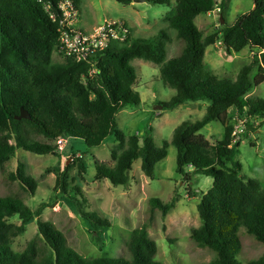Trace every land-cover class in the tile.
<instances>
[{
	"label": "trees",
	"instance_id": "1",
	"mask_svg": "<svg viewBox=\"0 0 264 264\" xmlns=\"http://www.w3.org/2000/svg\"><path fill=\"white\" fill-rule=\"evenodd\" d=\"M0 1L25 7L43 31L32 35L28 43L16 42L14 32L6 26L11 18L8 7L0 6V29L3 28V39L13 59L0 57V175L19 149L37 155L56 154L60 138L81 139L94 148L114 137L122 152L113 151V167L97 160V175L114 186H127L136 160L141 159L146 177L154 179L156 165L167 157L170 145H174L178 149L179 174L189 176L192 168L193 172L214 179L198 205L201 225L192 230L193 245L211 251L215 256L212 264H242L246 255L240 235L242 229L246 236L264 245V190L257 179L242 174L243 167L238 160L241 143L234 142V127L228 123L231 108L242 113L240 117L247 118L246 130L254 128L257 122L264 123V98L247 97L264 83V0H253L254 8L249 13L234 24L223 25L227 52H240L249 45L258 50L254 60L234 80L219 78L206 69L207 47L214 45L217 38L212 35L204 39L195 22L199 15L214 11L218 0H145L170 7L165 20L182 41L181 52L167 58L163 43L169 42L170 37L165 29L145 37L133 34L128 26L126 41H113L100 54L99 72L92 78L84 62L70 58L64 62L53 60L59 45L57 27L39 3ZM73 1L79 7L80 0ZM118 1L130 4L133 0ZM225 1L221 0V6ZM221 17L226 20L223 11ZM134 59L160 65L162 81L176 90L169 101L161 103L164 110L190 101L209 103L201 119L183 121L175 128L172 139L164 140L161 146L156 144L152 128L141 138L127 137L118 127L117 114L126 106H139L142 101L134 87L138 78L132 65ZM256 67L257 75L252 78ZM22 110L30 118L18 119ZM214 121L225 128L224 139L217 144L201 133ZM78 163L82 176L87 171L86 162L78 158ZM2 175L30 195L37 193L38 183L28 174L24 162L18 163L16 171ZM64 185L67 192V182ZM73 193L75 196L68 195L69 203L92 232L101 233L110 227V220L99 211L85 210V198L79 186L73 188ZM149 204L150 220L134 230L125 255L86 258L68 244L65 234L53 222L42 219L47 203L33 209L19 195H0V264H163L157 259L158 245L149 236L148 228L156 210L166 215L174 207V201L164 202L153 197ZM15 216L19 217V224L9 222ZM32 222L37 223L38 233L23 252H15L14 239L24 234ZM244 259L246 264H264V252L258 259Z\"/></svg>",
	"mask_w": 264,
	"mask_h": 264
},
{
	"label": "rangeland",
	"instance_id": "2",
	"mask_svg": "<svg viewBox=\"0 0 264 264\" xmlns=\"http://www.w3.org/2000/svg\"><path fill=\"white\" fill-rule=\"evenodd\" d=\"M73 1V0H72ZM175 1V0H172ZM221 6V1L218 0ZM0 6H7L10 14L8 30L17 37L16 42L28 43L32 35L43 34L41 28L22 5L7 4L0 1ZM78 7V6H77ZM254 8L253 0H226L221 6L225 16L222 24V11L199 15L195 22L202 37L215 35L217 42L207 47L205 55L206 69L219 78L236 79L240 70L254 60L258 50L247 46L240 52H227L223 37V25L234 24L239 18ZM81 14L80 27L90 29L102 24L106 19H122L131 27L137 36H155L161 29L169 33L170 41L163 43L167 58L177 56L182 48V41L169 28L165 20L170 7L153 5L148 2L133 0L124 4L118 0H80L78 7ZM11 26V28H10ZM0 29V57L11 59L10 50L3 39ZM12 30V31H11ZM13 60V59H11ZM53 60L64 62L66 58L55 50ZM138 78L135 89L140 93L139 106H126L117 114L118 127L127 137L137 135L143 137L148 128H152L157 145L164 140H171L175 128L185 120L201 119L208 106V101H190L172 110L159 109L161 103L169 101L176 90L168 87L161 79L160 65L144 60L134 59ZM256 67L251 77L257 75ZM1 91V86H0ZM247 97L264 98V83L252 90ZM242 114V113H240ZM239 112L230 109L228 123L234 128L244 127V132L235 134V141L240 142L238 160L242 164V174L257 179L264 190V123L257 122L248 128L242 123ZM201 133L212 143L217 144L224 139L225 128L219 121H214L202 129ZM238 135V136H237ZM44 141V139L39 138ZM65 149L56 154L37 155L19 149L4 167L2 174L14 172L20 161L27 166V172L37 183V193L30 195L18 184L0 175V195H19L33 209L47 203L43 220L53 222L66 236L68 244L86 258L119 257L126 253V244L134 230L150 220L152 215L150 198H160L164 202L174 201V207L166 214L156 210L149 236L157 242V259L163 264H212L215 256L211 251L193 245L191 233L201 225L198 205L201 198L213 186L214 179L189 169L190 175L179 174L177 166L178 149L174 145L168 148V155L158 162L155 178L146 177L142 169V161L134 162L131 180L127 186H114L107 179L97 175L96 161L113 167L115 159L113 151L122 152L114 137L108 138L101 146L91 148L81 139L65 137ZM78 158L86 162L87 171L80 176ZM65 177L67 180L64 181ZM64 182H67L65 192ZM82 190L83 207L87 211H99L110 220V227L101 233L92 232L89 224L69 203L68 195L75 196L73 188ZM76 194V193H75ZM77 195V194H76ZM78 196V195H77ZM11 223H20L19 217L9 218ZM38 233V225L32 222L27 231L13 241V249L17 253L25 250L29 241ZM244 239V257L258 259L264 252V245L255 241L246 231H240ZM254 240H252V239ZM242 264H246V259Z\"/></svg>",
	"mask_w": 264,
	"mask_h": 264
},
{
	"label": "built area",
	"instance_id": "3",
	"mask_svg": "<svg viewBox=\"0 0 264 264\" xmlns=\"http://www.w3.org/2000/svg\"><path fill=\"white\" fill-rule=\"evenodd\" d=\"M41 5L49 19L57 27L58 50L65 57L89 66L92 78L99 72V56L107 50L113 41L124 42L128 38L129 27L125 20L106 19L102 24L83 30L80 27L81 14L72 0H33ZM215 11L220 12L218 5ZM238 112V111H237ZM242 123L246 117H240ZM244 132V127L234 128V135ZM238 136V135H237ZM59 151L65 149L64 138L57 141Z\"/></svg>",
	"mask_w": 264,
	"mask_h": 264
},
{
	"label": "water",
	"instance_id": "4",
	"mask_svg": "<svg viewBox=\"0 0 264 264\" xmlns=\"http://www.w3.org/2000/svg\"><path fill=\"white\" fill-rule=\"evenodd\" d=\"M137 2H146L145 0H136ZM222 24H224V19H222ZM225 48H227V45H225ZM163 106H159V109H162ZM18 119H22V118H30V115L25 111V110H22L20 115L17 117Z\"/></svg>",
	"mask_w": 264,
	"mask_h": 264
},
{
	"label": "clouds",
	"instance_id": "5",
	"mask_svg": "<svg viewBox=\"0 0 264 264\" xmlns=\"http://www.w3.org/2000/svg\"><path fill=\"white\" fill-rule=\"evenodd\" d=\"M221 1V0H220ZM217 8V7H216ZM220 8H221V6H220ZM215 11V10H214ZM221 11H222V9H221ZM212 12H210V13H208V14H211Z\"/></svg>",
	"mask_w": 264,
	"mask_h": 264
},
{
	"label": "crops",
	"instance_id": "6",
	"mask_svg": "<svg viewBox=\"0 0 264 264\" xmlns=\"http://www.w3.org/2000/svg\"><path fill=\"white\" fill-rule=\"evenodd\" d=\"M206 55V54H205ZM205 60V59H204ZM206 64V63H205ZM176 94V93H175Z\"/></svg>",
	"mask_w": 264,
	"mask_h": 264
}]
</instances>
